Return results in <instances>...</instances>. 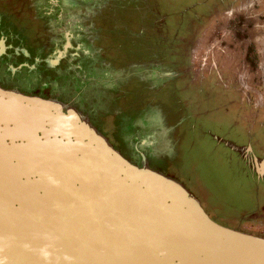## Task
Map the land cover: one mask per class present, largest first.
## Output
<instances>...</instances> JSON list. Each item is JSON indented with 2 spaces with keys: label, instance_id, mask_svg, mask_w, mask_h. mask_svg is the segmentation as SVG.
<instances>
[{
  "label": "water",
  "instance_id": "95a60500",
  "mask_svg": "<svg viewBox=\"0 0 264 264\" xmlns=\"http://www.w3.org/2000/svg\"><path fill=\"white\" fill-rule=\"evenodd\" d=\"M141 160L75 107L0 88V264H264V238L216 223Z\"/></svg>",
  "mask_w": 264,
  "mask_h": 264
},
{
  "label": "flooded vegetation",
  "instance_id": "af4514ba",
  "mask_svg": "<svg viewBox=\"0 0 264 264\" xmlns=\"http://www.w3.org/2000/svg\"><path fill=\"white\" fill-rule=\"evenodd\" d=\"M174 2L0 0V88L57 99L88 116L57 95L68 91L67 73L78 84L87 77L96 84L104 70L120 76L129 69L131 80L143 85L160 79L179 91L185 83L201 109L188 113L190 118L209 116L220 102L239 108L245 129L222 126L205 135L225 148L230 167L264 182L253 172V159L264 160V0H182L180 7ZM144 136L127 141L131 159L119 152L137 167L143 154L155 170V144L151 133ZM214 136L249 150L233 152ZM257 210L246 218L261 220L264 230V204ZM257 228L237 231L264 238Z\"/></svg>",
  "mask_w": 264,
  "mask_h": 264
},
{
  "label": "rangeland",
  "instance_id": "374dc122",
  "mask_svg": "<svg viewBox=\"0 0 264 264\" xmlns=\"http://www.w3.org/2000/svg\"><path fill=\"white\" fill-rule=\"evenodd\" d=\"M181 2L174 3L180 7ZM132 70L121 72L120 76L104 70L97 76L96 84L89 77L85 84L75 83L67 73L68 91L57 95L64 101H73L128 159L132 158V148L127 141L140 136L144 140V134L151 133L156 155L151 166L155 170L180 181L218 224L249 232L259 226L257 229L264 233L261 220L246 218L264 204V182L246 178L240 167H230L225 148L205 135L206 130L215 131L222 126L245 129L239 108L220 102L216 108L212 107L209 116L199 114L190 118L188 113L201 109L196 108V96L182 87L185 83L179 86V91L172 87L174 84L167 87L160 79L157 82L151 79L143 85L139 79L131 80ZM181 102L187 110H182ZM135 126L143 132H137Z\"/></svg>",
  "mask_w": 264,
  "mask_h": 264
},
{
  "label": "trees",
  "instance_id": "16d2710c",
  "mask_svg": "<svg viewBox=\"0 0 264 264\" xmlns=\"http://www.w3.org/2000/svg\"><path fill=\"white\" fill-rule=\"evenodd\" d=\"M105 136V135H104ZM110 142V141H109Z\"/></svg>",
  "mask_w": 264,
  "mask_h": 264
}]
</instances>
